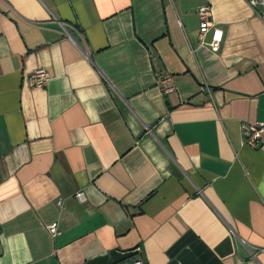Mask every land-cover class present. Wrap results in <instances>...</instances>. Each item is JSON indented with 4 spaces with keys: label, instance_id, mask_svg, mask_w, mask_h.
<instances>
[{
    "label": "crops",
    "instance_id": "obj_1",
    "mask_svg": "<svg viewBox=\"0 0 264 264\" xmlns=\"http://www.w3.org/2000/svg\"><path fill=\"white\" fill-rule=\"evenodd\" d=\"M263 248L264 22L246 0H0V264H264Z\"/></svg>",
    "mask_w": 264,
    "mask_h": 264
},
{
    "label": "built area",
    "instance_id": "obj_2",
    "mask_svg": "<svg viewBox=\"0 0 264 264\" xmlns=\"http://www.w3.org/2000/svg\"><path fill=\"white\" fill-rule=\"evenodd\" d=\"M248 6L255 12L258 18L264 22V0H246ZM198 19V35L197 41L199 46H208L212 52H217L222 39V33L220 31H214L211 34L210 40L207 41L206 37L210 32L211 27V10L209 6H202L196 11ZM29 86L34 88H44L49 81V75L44 69L34 70L27 79ZM156 83L159 90L166 94L172 90V80L165 72H161L156 76ZM263 132V125L259 123L243 124L241 126V133L245 143L250 146L257 147L260 143V136ZM74 199L79 203L85 202V197L82 192L74 194ZM57 206H60V202H57ZM47 232L51 238H55L58 235L57 225L51 224L47 226ZM264 252V248L261 250ZM132 264H145L143 259H136Z\"/></svg>",
    "mask_w": 264,
    "mask_h": 264
}]
</instances>
